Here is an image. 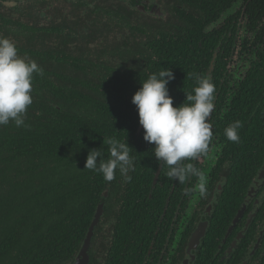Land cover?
<instances>
[{
  "label": "flooded vegetation",
  "instance_id": "flooded-vegetation-1",
  "mask_svg": "<svg viewBox=\"0 0 264 264\" xmlns=\"http://www.w3.org/2000/svg\"><path fill=\"white\" fill-rule=\"evenodd\" d=\"M16 1L35 2L0 3L15 7ZM56 4L103 26L126 24L112 29L117 40L125 39L110 56L115 62L122 57L127 67H139L155 53L151 41H189L179 58L194 56V72L210 75L216 87L208 152L184 161L206 175V195L194 175L184 183L170 179L166 164L154 182L160 166L154 145L143 139L140 124L123 130L134 157L131 180L118 170L111 182L101 174L89 179L96 182V206L90 218L81 216L80 236L68 233L63 264H74L100 204L87 264H264V0H50L49 6ZM118 49L124 53H114ZM236 120L243 125L239 143L224 135ZM200 229L205 233L193 244Z\"/></svg>",
  "mask_w": 264,
  "mask_h": 264
},
{
  "label": "trees",
  "instance_id": "trees-1",
  "mask_svg": "<svg viewBox=\"0 0 264 264\" xmlns=\"http://www.w3.org/2000/svg\"><path fill=\"white\" fill-rule=\"evenodd\" d=\"M49 3L35 0L18 6L16 1L17 6L9 12H3L0 3V35L16 45L20 56L43 69V75L33 74L27 127L18 128L11 122L0 126V264H63L68 233L80 236L85 228L81 216L90 218L96 206V182L89 179L99 173L84 169L88 150L102 147L107 155V137L129 138L122 131L137 129L138 113L131 97L148 75L171 69L174 79L167 88L174 107L183 102L180 94L185 96L193 87L194 78L189 74L195 73V57L185 54L181 60L177 53L191 48L189 41L149 42L155 53L143 57L144 64L139 67H127L122 57L112 67L64 52L32 48L36 40L44 42L45 35L67 36L68 40L82 34L61 23L33 26L24 20L31 16L24 7L32 6L43 15L44 9L51 8ZM41 5L44 7L38 8ZM77 17L83 31L101 28L81 13ZM114 53L121 55L124 50ZM50 62L71 66L82 76L53 70L56 66Z\"/></svg>",
  "mask_w": 264,
  "mask_h": 264
},
{
  "label": "clouds",
  "instance_id": "clouds-1",
  "mask_svg": "<svg viewBox=\"0 0 264 264\" xmlns=\"http://www.w3.org/2000/svg\"><path fill=\"white\" fill-rule=\"evenodd\" d=\"M43 75V69L34 60L25 59L17 52L16 45L0 35V126L10 122L16 127H27L25 120L28 107L33 103V74ZM195 79L192 91L185 93V99L173 106L167 84L174 79L170 68H164L140 81V87L133 93L131 102L136 106L138 122L143 128V139L154 145L152 152L159 164H166V175L184 183L186 177L198 178V191L207 193L206 175L192 163L208 152L213 133L209 117L215 108L216 87L210 75L190 73ZM241 121L236 120L224 129L227 140L239 143ZM102 147L88 150L84 169L99 173L104 181L111 182L119 171L124 181H130L129 171L134 170L132 148L115 136L104 140ZM99 158V160L97 159Z\"/></svg>",
  "mask_w": 264,
  "mask_h": 264
},
{
  "label": "rangeland",
  "instance_id": "rangeland-1",
  "mask_svg": "<svg viewBox=\"0 0 264 264\" xmlns=\"http://www.w3.org/2000/svg\"><path fill=\"white\" fill-rule=\"evenodd\" d=\"M42 7L44 6L41 5L38 8ZM24 8H27V12H30L31 16H24L23 18L33 26H50L61 23L68 27H73L79 33H82L81 35L78 34L76 37H72L68 40L67 36L59 37L56 34L45 35L44 37L46 40L44 42L36 40L32 43V48L39 50L51 49L53 51H58V53L64 52L72 57H85L89 60L92 59L93 61H97L99 64H105L108 66H114V64H116L115 57H111L110 52L116 46H124L123 40L125 38L117 40V37L113 34L112 30L108 29L109 27H103V25L98 21L97 24H99L101 28L91 27L88 31H83L79 24V18L77 17L80 12H76L74 9L64 6L63 4H56L54 7L49 9L47 7L44 9L43 15L39 14L40 10L32 9V6ZM2 11L9 12L10 6L4 5ZM73 14H75L74 18ZM73 23H75V25ZM128 39L132 41L129 37ZM49 65L56 66L52 69L61 72L63 71L65 75L71 77L82 76V73L77 72V70L73 69L71 66L57 64L56 62H50Z\"/></svg>",
  "mask_w": 264,
  "mask_h": 264
},
{
  "label": "water",
  "instance_id": "water-1",
  "mask_svg": "<svg viewBox=\"0 0 264 264\" xmlns=\"http://www.w3.org/2000/svg\"><path fill=\"white\" fill-rule=\"evenodd\" d=\"M214 59H215V57H214ZM213 63L214 62H212V64H211L210 70L213 69ZM160 169H161V164L156 171L154 182H156V180L158 178V175L160 173ZM102 211H103V204H100V205H98V207L96 209V213L93 217V221H92V223L88 229L86 239H85V243L82 246V248L80 249V251H79V253L75 259L74 264H87V261H88V256H87L88 245H89L90 239L92 237L94 228L98 224V221H99V218L102 214ZM204 233L205 232L201 231V229L198 232H196L194 237H193V242H194L193 244H197L200 241V239L202 238V236L204 235ZM191 245H192V242H191Z\"/></svg>",
  "mask_w": 264,
  "mask_h": 264
}]
</instances>
